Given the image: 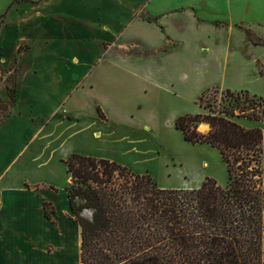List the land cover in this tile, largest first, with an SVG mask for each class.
I'll list each match as a JSON object with an SVG mask.
<instances>
[{
    "label": "crops",
    "instance_id": "0c3cea01",
    "mask_svg": "<svg viewBox=\"0 0 264 264\" xmlns=\"http://www.w3.org/2000/svg\"><path fill=\"white\" fill-rule=\"evenodd\" d=\"M49 1L51 0H45L38 3L37 6L43 7ZM133 2L134 5L127 9L126 13H123L122 26L117 33L112 37L100 36L97 39V46L100 49L98 54L93 55L92 51L83 57V54L78 50L72 52L73 62H76L77 65L86 63L84 64L85 71L76 82L73 83L70 77H67L65 85H61L59 76L55 74V69L59 68L63 61L58 64V59L54 60L47 70L35 66V73L43 71L44 74H50L53 71L55 76L50 83V88H54V90L46 91L49 89L48 86H37L36 88L34 86L27 92L30 110L25 112H29L26 115H23V110L17 107L20 102L17 95V104L13 114L2 121L0 134L7 130L5 135L8 136L4 139L5 145L0 147V264H82L81 227L72 216L69 191L67 188L64 189L66 202L64 207H60L55 195L56 191L46 185L50 184L49 178H47L48 172L57 158L63 160L73 152H80L119 161L140 173L150 172L147 158L140 159L137 156L141 151L148 153L151 150V146L144 148L145 137L141 135L145 132L141 122L130 112L110 114L108 105H106L109 102L105 98L94 99L95 80L93 77L99 72H102L104 76L109 71V64L113 69L124 72V68L130 69L126 68L128 67L125 64L126 59L150 55L149 70L145 72V69H141L137 74L142 87H145L147 83L150 88L161 85L159 77L163 76L168 81L164 86L166 91L175 97L182 94L181 90L185 86L194 87V105L184 110H177L172 114L171 128L186 143L192 142L184 138L183 132L176 128L175 121L179 115L188 112L208 113V109L198 103V98L205 90L214 87L233 91L249 90L251 93L264 97V92H257L249 86V82L253 79L264 83V74L260 73L259 68L255 69L254 73L252 51L255 44L250 41L244 22L238 21L237 16L235 21L232 20L234 9H229L226 6L221 7L219 17L223 22L222 26L228 28L226 37H223L225 44L221 46L218 40L210 38V35L209 40L205 39L206 33L210 34L209 31L212 32V30L203 27L202 23L206 18L199 15L198 2L191 3L189 0H133ZM128 10L130 11L127 12ZM209 21L210 25L215 26L212 24V20ZM98 24L110 28L104 17L99 18ZM171 24L175 25L178 30L188 29V41L192 39L195 43L198 61L210 58L217 62L215 66L209 67L207 70L196 66L191 68L189 56L185 55L173 64L171 69L159 67L157 61L172 55L175 48L179 46L184 48L186 45L184 36L180 39L171 31ZM153 29L156 30V33L154 37L150 38L148 35L152 34ZM27 38L31 37H18L17 43H21ZM111 42L114 43L113 46H110ZM33 46H35L34 39L29 51L18 56V86L21 60L22 62L26 60L32 52ZM255 46H262L260 48L264 49L263 45ZM227 47L231 48L235 64L224 63L220 66V62L226 60L229 50ZM223 49L225 50L223 51ZM248 52H251L250 59ZM244 53L246 54L244 55ZM92 55L93 63L89 64V57ZM2 56L3 52L0 51L1 63L2 61L6 63ZM259 63L264 65L257 59L256 65ZM105 65L107 67H104ZM99 67L102 68L98 69ZM261 68L264 69V66ZM114 84L116 85L115 82ZM87 95L90 96L84 99V96L87 97ZM118 97H111L117 112L123 109L122 106L125 103L124 99ZM35 105L42 108L41 114H34L33 107ZM99 108L103 117L99 115ZM63 110L70 115L69 120L61 116L64 114ZM13 121L19 122L18 125L22 124L21 122L31 123L30 127L32 128L15 127L11 123ZM99 121L111 123L112 127L110 126L109 129L103 128L102 136L113 137L114 144L120 143V149H111L106 153L97 154L87 148L88 144H82L83 146L77 145L64 152L61 148L63 142L56 143L58 140L62 141L63 137V131L59 128L63 126L64 128L76 127L79 123H81V132H85L87 141H92L95 137L99 138L101 136V130L98 127ZM258 122L254 120L248 126H255ZM203 123L206 128L202 132H207L210 125L207 122ZM77 132L78 130H75L76 134ZM27 133L30 134L28 137ZM20 136H26L24 142L19 140L20 144L15 143ZM193 144H195L193 147L198 146L205 149L212 146L208 143ZM216 150L218 149L216 148ZM218 152L221 156L219 150ZM181 174L189 176H184L180 185V187L188 189L201 186L207 176L218 178L221 184L228 183L229 179L228 172L226 176L219 177L210 170L202 172L190 170L188 167H184ZM168 175L171 176L170 173ZM70 180L68 174V184ZM46 202H50L54 207L51 215L46 213Z\"/></svg>",
    "mask_w": 264,
    "mask_h": 264
},
{
    "label": "trees",
    "instance_id": "16d2710c",
    "mask_svg": "<svg viewBox=\"0 0 264 264\" xmlns=\"http://www.w3.org/2000/svg\"><path fill=\"white\" fill-rule=\"evenodd\" d=\"M17 71L18 64L9 95L13 103ZM209 90L198 98L201 104ZM225 91L228 107L217 111L205 104L208 113L182 114L175 126L187 141L220 151L226 186L207 176L197 188L168 189L150 173L116 160L80 152L64 159L69 204L81 227L82 264H264V130L234 118L263 120L264 97ZM0 102L8 108L7 99ZM201 122L209 123L207 132L198 129ZM45 208L51 215L53 205L46 202Z\"/></svg>",
    "mask_w": 264,
    "mask_h": 264
},
{
    "label": "rangeland",
    "instance_id": "374dc122",
    "mask_svg": "<svg viewBox=\"0 0 264 264\" xmlns=\"http://www.w3.org/2000/svg\"><path fill=\"white\" fill-rule=\"evenodd\" d=\"M42 1L43 0H0V51L3 52L2 57L5 58L6 61V63L4 61L1 63L0 57V98L9 101V109L4 108L3 104L0 102V120L3 119L6 114H9V112L13 114L15 105L17 104V101L13 103L9 96L13 88V68L17 67L18 64H15L13 60L15 57L29 51L33 39L35 41V46H33L32 52L24 62L21 60L20 83L18 86V98L20 102L17 107L23 110V115L29 113L25 112L30 110V105L28 103L29 96L26 93L32 90L34 86L35 88L37 86H48L49 89H46V91L54 90V88H50V83L54 79L53 76H55L53 71H51L50 74H44L43 71L35 73V66H40L42 70H47L53 64V61L58 59V64H61L63 61L60 67L55 69V74L59 76L58 79L61 85H65L67 77H70L73 83L76 82L79 76L85 71L84 64L86 63L77 65L76 62H73L71 56L72 52L78 50L79 53L83 54V57L92 51L93 55L98 54L100 49L97 46V39L100 36L112 37L115 35L122 26L121 20H123V13H126V10L134 5L133 0H51L43 7H41V5L37 6V4ZM189 1L191 3L198 2V13L200 16L206 18L202 23L203 27L207 30H212V32L209 31L210 34L206 33V40H209L211 36L210 38L215 39V41L218 40L221 46L225 44L223 37H226L228 28L222 26L223 22L219 15L221 13V7L226 6L229 9H234L233 21H235L237 16L238 21L244 22L247 34L248 31H250L253 36H255L254 38L264 41V0ZM129 11L130 10L127 12ZM100 17H104L110 28H105L98 24ZM209 20H212V24L215 26L210 25ZM170 26L175 36H179L180 39L184 36L186 45L184 48H182V46L175 48V52H173L172 55L165 57L164 60L157 61L159 67L171 69L173 68V64L181 60L185 55L189 56V65L191 68L196 66L207 70V68H213L215 66L217 62L210 58L198 61L195 43L192 39L188 41V29L182 31L178 30L175 25L171 24ZM155 33L156 30L153 29L152 34L148 36L152 38ZM24 36L31 38L17 43L18 37ZM249 38L253 44L259 45L253 41V38L250 36ZM113 45L114 43L111 42L110 46ZM255 45L252 51L254 59L252 67L254 73L255 69L259 68L260 73L264 74V69L261 68L264 65L260 63L256 65L257 59L264 64V49L260 48L262 46ZM224 50L225 49H223V51ZM227 50L228 54L226 60L220 62V66L224 63L235 64L231 48L227 47ZM245 54L246 53H244V55ZM93 55L89 57V64L93 63ZM149 56L150 55L126 59L125 64L128 66L126 68H130H124L127 72L117 71L110 67V64L108 65L109 71H107L104 76L102 72H95L96 75L93 77L95 80V91L93 92L94 99L100 100V98H105L106 101L109 102L106 103V105H108L107 108L110 114H119L121 112L126 114L130 112L141 122L145 132L141 135L145 137L146 143L144 148L151 146V150H149L148 153H146L147 151H141L137 156H139L140 159L147 158L146 161L150 170L148 173L152 175L160 187L168 189L183 188L180 187V185L183 182L184 176H188V174L184 176L181 174L184 167L202 172L210 170L219 177L226 176V166L216 148L212 146L206 149L198 146L193 147L195 144L184 142L183 138L171 128L172 114L177 110H184L194 105V87L190 85L185 86L181 90L182 94L175 97L168 93L164 87L168 82L165 76L159 77L161 85L150 88L147 83L145 87L141 86L137 74L141 69H145V72L149 70L151 66ZM250 57L251 52H248V58L250 59ZM104 67L107 66L105 65ZM101 68L102 67H99L98 69ZM249 86L257 92H264L263 82L253 79L249 82ZM89 96L90 95H87V97L84 96V99H87ZM112 96H119L118 98L124 99L125 103L121 111L117 112L118 110L112 104L114 103V100L111 99ZM230 101L231 97L227 96L225 90L214 87L206 94L202 104L199 100L198 103L202 106L209 103L214 109L221 111L224 107L229 106ZM33 109L35 110L34 114H41L43 112L39 105H35ZM64 111L65 110H63V113L65 115L63 114L61 116L69 120L70 115L68 112L66 113ZM99 112V115H103L100 108ZM234 118L246 126L254 121L247 118ZM11 123L15 127L32 128L30 127L31 123L21 122L22 124L20 125H18L19 122L17 121ZM98 124L101 130V136L99 138L95 137L92 141H87L85 139V132H81L82 127L80 126L81 123H79L76 127L69 126L64 128L63 126L59 128L63 131V137L62 141L58 140L56 143L59 144L63 142L61 148H63L64 152L77 145L83 146L82 144H88L87 148L97 154L106 153L111 149H120V143H117L118 146L114 144L115 141L113 137L102 136L103 128L109 129L110 126L112 127L111 123L99 121ZM202 124L204 125L202 122L198 127L200 131H203L200 127ZM255 126H260L264 130V118ZM75 130H78L77 134ZM6 131L7 130L0 134V147L4 146L6 143L4 141L8 136L5 135ZM29 135L30 134L27 133L26 136L28 137ZM25 137H18L15 143L20 144L19 140L24 142ZM64 152L62 153L64 154ZM262 165L264 167V157ZM169 173L171 176L168 175ZM47 178H49L50 184L46 185L49 186L50 189L56 191L55 195L57 196V202L60 207H64L66 202V191H64V189L69 185L67 166L64 163V159L60 160L57 158L54 160V163L49 169ZM214 178L219 182L218 178ZM226 184L227 183L221 185L226 186ZM84 214L89 216L91 215V211L86 210Z\"/></svg>",
    "mask_w": 264,
    "mask_h": 264
},
{
    "label": "bare ground",
    "instance_id": "6f19581e",
    "mask_svg": "<svg viewBox=\"0 0 264 264\" xmlns=\"http://www.w3.org/2000/svg\"><path fill=\"white\" fill-rule=\"evenodd\" d=\"M202 126H203L204 128H206V126H204V125L202 124V125L200 126V127H201V129H204Z\"/></svg>",
    "mask_w": 264,
    "mask_h": 264
}]
</instances>
